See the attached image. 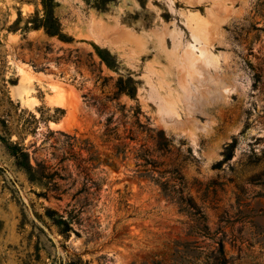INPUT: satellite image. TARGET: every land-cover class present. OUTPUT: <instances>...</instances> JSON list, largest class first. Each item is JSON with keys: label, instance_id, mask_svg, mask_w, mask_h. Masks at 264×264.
<instances>
[{"label": "rangeland", "instance_id": "rangeland-1", "mask_svg": "<svg viewBox=\"0 0 264 264\" xmlns=\"http://www.w3.org/2000/svg\"><path fill=\"white\" fill-rule=\"evenodd\" d=\"M168 38L222 72L162 60ZM220 244L264 264V0H0V264H216Z\"/></svg>", "mask_w": 264, "mask_h": 264}, {"label": "flooded vegetation", "instance_id": "flooded-vegetation-1", "mask_svg": "<svg viewBox=\"0 0 264 264\" xmlns=\"http://www.w3.org/2000/svg\"><path fill=\"white\" fill-rule=\"evenodd\" d=\"M168 1L171 2V0ZM174 40L173 43L171 38H168V46L164 47L161 45L159 47L162 60L174 63L180 71L185 67L187 70L195 72V79L200 81V83L222 72L219 68V64L215 62L211 56L198 55L199 50L194 51L183 38H175ZM193 52L197 53L198 56L196 58L193 57ZM214 98H216V96H212V99ZM203 100L208 101V99ZM162 107L160 116L165 122L173 124L175 120H180L177 119L175 115L170 114L166 107ZM178 125L179 124H177V126Z\"/></svg>", "mask_w": 264, "mask_h": 264}, {"label": "trees", "instance_id": "trees-1", "mask_svg": "<svg viewBox=\"0 0 264 264\" xmlns=\"http://www.w3.org/2000/svg\"><path fill=\"white\" fill-rule=\"evenodd\" d=\"M24 157H27V153H25L22 149H20V155H19V158H24ZM31 169V165H28ZM60 222L65 224L66 227H68V224L66 222L65 219H60ZM69 228V227H68ZM218 255L216 257V264H227V258H226V255H225V252H224V249H223V246L222 244H220V248H219V251H218Z\"/></svg>", "mask_w": 264, "mask_h": 264}]
</instances>
